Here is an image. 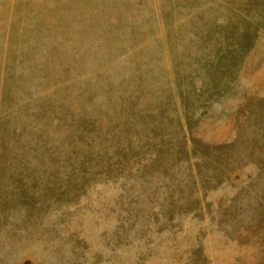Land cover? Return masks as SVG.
Listing matches in <instances>:
<instances>
[{"label":"rangeland","instance_id":"obj_1","mask_svg":"<svg viewBox=\"0 0 264 264\" xmlns=\"http://www.w3.org/2000/svg\"><path fill=\"white\" fill-rule=\"evenodd\" d=\"M0 264H264V0H0Z\"/></svg>","mask_w":264,"mask_h":264}]
</instances>
